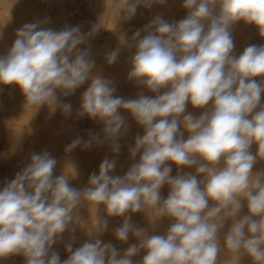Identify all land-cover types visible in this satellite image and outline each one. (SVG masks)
I'll list each match as a JSON object with an SVG mask.
<instances>
[{
	"label": "clouds",
	"instance_id": "clouds-1",
	"mask_svg": "<svg viewBox=\"0 0 264 264\" xmlns=\"http://www.w3.org/2000/svg\"><path fill=\"white\" fill-rule=\"evenodd\" d=\"M167 4L120 0L117 25L138 9ZM180 7L183 18L158 13L131 37L116 28L118 45L104 61L111 66L129 53L134 98L117 95L115 82L96 67L89 41L99 23L87 32L80 25L55 30L45 18L15 31L0 53V86L18 88L37 111L47 106L65 119L102 124L101 133L77 137L64 150L107 146L110 155L78 188L74 164L56 174V157L32 152L0 187V262L20 256L24 264H264V167L256 168L264 164V43L237 52L233 32L242 23L264 40V0H182ZM85 84L74 113L64 98ZM128 117L140 131L127 148V170L113 175ZM89 205L95 228L76 246ZM138 213L147 227L133 222ZM110 218L121 219L111 235L127 245L123 250L101 239ZM59 243L64 259L54 248ZM225 250L231 255L222 261Z\"/></svg>",
	"mask_w": 264,
	"mask_h": 264
},
{
	"label": "rangeland",
	"instance_id": "rangeland-1",
	"mask_svg": "<svg viewBox=\"0 0 264 264\" xmlns=\"http://www.w3.org/2000/svg\"><path fill=\"white\" fill-rule=\"evenodd\" d=\"M41 1L0 0V10L5 7L4 10L8 11L9 8L10 11V19L0 22V34H2V38H0V53L5 50L6 46L11 45L15 38L14 33L19 27L36 19L48 18L50 22L46 26L55 30H59L65 25H80L83 32H87L92 24L99 23L101 30L89 41L91 48H97L100 45L99 37L104 34L110 49H113L118 45L117 36L119 33L116 28L131 37L136 29L145 26L140 21L130 20L121 22L116 27L115 22H117L118 16L114 12V8L117 7L114 6V0H63L66 4L65 7L61 5L50 6L46 2ZM117 1L120 2V0ZM181 3L182 0H168L166 6L158 7L161 8L159 10H166L172 7L173 9L168 12L165 18L178 20L185 15V11L180 7ZM154 7L156 8L157 6ZM233 32L237 52L242 51L247 44L254 43L259 45L264 43V40L259 37L254 27L240 23L234 27ZM128 55L129 53L127 52L121 53L118 67L115 68L114 73L108 74L107 78L115 82L117 95L134 98L139 89L127 79ZM96 67L99 70V66L96 65ZM86 87L87 84L78 89L73 96L64 98V102H70L73 105L74 113L79 107L80 95ZM188 111L199 114L198 111L191 109L190 106ZM125 115L127 116L126 113ZM128 122L130 131L120 141L122 145L121 154L113 175H122L127 170L130 163L127 148L131 145L134 136L140 131L130 117H128ZM102 127V124H98L86 117L80 120L74 118L65 119L59 110L52 112L47 106H43L37 111L35 107L24 104V97L18 88L12 85L0 86V187L3 186L5 181L11 180L25 166L32 152L39 153L44 150L49 151L57 158L56 174L60 173L62 166L66 162L74 164L77 167L79 177L71 181V183L74 187H84L89 175L94 171H98L99 164L104 156L110 155L108 147L94 146L91 150H82L78 147L71 153H66L64 149L77 137L87 140L89 133H101ZM255 150V146H253L252 151L255 152ZM261 167H264V164L258 163L256 166L257 169ZM72 170L71 164H68L65 168L67 173H71ZM173 170L172 175H175V166ZM168 191L167 186L163 187L161 189L162 196L166 197ZM82 215L85 216V219L81 220L80 224L76 226L74 233L77 238L76 246L88 239L87 233H91L94 230L96 223L93 206L89 205L86 211L82 210ZM101 215H103V212ZM153 215V212H149V219L153 218ZM133 222L140 227L148 226L145 217L139 213L133 215ZM120 223V218H110L109 231L101 239L105 242L112 241L123 250L127 245H120L111 235V229L119 226ZM166 228L167 221L161 222L158 226V231L163 232ZM69 235L70 233L67 232L64 234L65 241ZM129 242L133 241L130 240ZM55 246L54 248L60 252L61 258H66L63 243ZM230 255L226 250L222 251V261L228 259ZM0 264H24V261L20 256H13L0 262ZM244 264H249L246 258Z\"/></svg>",
	"mask_w": 264,
	"mask_h": 264
},
{
	"label": "bare ground",
	"instance_id": "bare-ground-1",
	"mask_svg": "<svg viewBox=\"0 0 264 264\" xmlns=\"http://www.w3.org/2000/svg\"><path fill=\"white\" fill-rule=\"evenodd\" d=\"M42 1L46 2L50 6L51 5L52 6L53 5H57V6L61 5V6L65 7V5H66L63 2V0H42ZM114 4H115L114 6L116 7L119 4V1L114 0ZM79 6H81V5H79ZM79 6H76V7L80 8ZM4 8L1 9L3 11L0 10V22L10 19L9 8H8V11L4 10ZM174 8H176V7H174ZM159 9H161V8H159L158 6L156 8L153 6L151 9H143V8L138 9L137 15L134 18H132L131 21L137 20V21H140L146 25L154 15L159 13V14L163 15L165 18L166 15L168 14V12L171 11V9H173V8L169 7L166 10L165 9L159 10ZM115 26L117 27V22H115ZM60 27H62V26L60 25ZM99 41H100V45L97 48H91L92 49V55H93V58L95 59L96 65L99 66V70L103 73V76H106V78H107L108 74H112L115 72V68L118 67L117 65H118V61L120 60V57L114 65H111V66L107 65L104 61V55L106 52H108L112 49H110L107 38L104 34L99 37ZM55 247H57V246H55Z\"/></svg>",
	"mask_w": 264,
	"mask_h": 264
}]
</instances>
